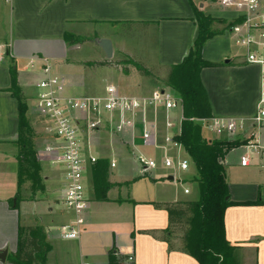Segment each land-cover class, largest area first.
Returning a JSON list of instances; mask_svg holds the SVG:
<instances>
[{
	"label": "crops",
	"instance_id": "crops-1",
	"mask_svg": "<svg viewBox=\"0 0 264 264\" xmlns=\"http://www.w3.org/2000/svg\"><path fill=\"white\" fill-rule=\"evenodd\" d=\"M219 1L9 0L6 22L5 4L0 0V255L7 252L5 261L0 260V264H13L11 258L18 250L20 228L31 227L44 229L48 246L46 264H199L183 252V243L167 231L169 217L164 205L198 200L188 198L191 185H196L199 193L195 182L199 176L194 165L193 171L186 173L176 165L166 168L163 163L165 158L191 161L183 146L156 149L162 154L161 158L154 159L158 160L157 168L142 173L137 161L139 155L135 160L116 158L114 140L123 135H114L108 130L90 135L85 150L96 157L97 162L87 172L86 188L90 201L86 224L79 239L63 240L59 229L74 219L61 206L64 172L40 156L47 138L42 122L32 115L31 108L36 96L34 83L40 77L39 60L43 58L51 62L54 74L67 82L65 96L102 95L105 92L106 87L98 93H87L90 91L88 85L76 81L78 69L69 62L68 53L75 51L78 45L71 46L66 40L67 35L85 38L87 41L82 45H88L89 29L93 32L100 29L101 40L109 39L113 43V37L104 33L105 29L110 28L113 32L121 26L146 28V32L139 34L153 37L149 54L130 50L125 34L120 33L116 36H124L120 43L123 52L146 63L145 68L151 74L164 71L169 75L172 67L183 64L197 40V12L218 20L217 23L224 28L235 21L233 10L222 8ZM229 30L208 40L203 47L202 59L217 67L201 70L200 81L211 106L212 118L248 119L256 111L261 69L243 63L242 52L236 50L234 36ZM4 33L9 36L4 37ZM58 46L67 53L58 55L53 51L54 48L58 50ZM144 48L146 50V46ZM226 60L230 63L225 64ZM167 89L172 91L171 88L163 90ZM119 90L140 98L150 96L157 88L131 94ZM15 91L24 98L23 115L21 102L12 94ZM180 114L183 116V110L173 111L169 116L176 123ZM21 118L34 132L41 190L32 177L31 165L22 169L27 172V177H21ZM181 124L176 123V130H168L165 114H159V143L168 134H178ZM202 130L207 141H215L214 135ZM137 137L133 138L131 149L136 154H146L145 157L152 154L142 138ZM104 161L108 164L110 188L106 193L107 201H100L95 191L93 171ZM226 162L229 199L234 204L225 214L226 239L235 247L239 264H264V171L254 166L243 168L239 159L228 158ZM112 163L115 167L111 166ZM186 189L190 190L189 195H185ZM17 198L19 205L16 207ZM129 258H133V262L129 263Z\"/></svg>",
	"mask_w": 264,
	"mask_h": 264
},
{
	"label": "built area",
	"instance_id": "built-area-1",
	"mask_svg": "<svg viewBox=\"0 0 264 264\" xmlns=\"http://www.w3.org/2000/svg\"><path fill=\"white\" fill-rule=\"evenodd\" d=\"M218 4L233 10L234 20H240L229 32L234 36L236 46L244 50L241 56L243 63L261 69L260 95L255 114L248 119L210 118L193 121L214 135L215 141L228 139L242 142V146L231 151L244 150L239 156V165L243 168L254 166L264 171V0H220ZM39 61L40 77L34 83L36 96L31 113L42 122L43 133L47 138L40 156L64 172L65 188L61 206L74 219L62 226L59 232L63 240H77L86 224L90 201L86 188L87 172L97 162V158L85 150L90 135L103 130L122 135L142 126L145 145L159 150L167 146L181 148L182 145L175 141L181 130L176 135H166L163 142L159 143L158 116L160 113L165 114L166 128L176 130L177 125L169 114L182 111L183 103L170 89L156 91L151 97L137 98L126 96L115 85H108L102 95L67 97L65 79L54 74L48 59ZM150 110L157 118L154 123L147 121ZM141 115L143 120L139 125L138 116ZM183 120L181 116L180 123ZM137 161L142 173L158 166L156 160L142 155ZM163 163L169 169L176 165L182 172L189 171L191 167V161L185 159L173 161L165 158ZM111 166L115 167V164ZM184 193L189 195L190 190L186 189ZM128 262H133V258H129Z\"/></svg>",
	"mask_w": 264,
	"mask_h": 264
},
{
	"label": "trees",
	"instance_id": "trees-1",
	"mask_svg": "<svg viewBox=\"0 0 264 264\" xmlns=\"http://www.w3.org/2000/svg\"><path fill=\"white\" fill-rule=\"evenodd\" d=\"M217 22L219 21L197 12L196 23L199 30L197 40L183 64L172 67L167 83L171 87H177L183 96L184 120L181 124V133L175 137V141L184 147L199 176L195 180L199 187L197 201L164 205L169 217L167 231L174 237L176 227L181 224L186 225L183 252L193 257L199 264H233L236 251L226 239L225 214L227 209L234 205L229 199L226 181V156L234 148H239L243 144L240 141L228 139L209 142L203 136L201 124L193 121L212 118L211 106L200 81V72L204 68L217 67V65L202 59L203 47L208 40L231 29L240 23V20L228 24L222 31H214L212 25ZM66 40L71 46L82 45L87 41L85 38L72 35H67ZM131 64L141 75L150 76L151 73L145 66L134 61H131ZM89 65L104 67L105 63L95 62ZM125 73H128V70ZM179 73L181 76L177 78ZM12 94L21 102L23 115L25 108L22 104L23 96L16 91ZM33 137L34 132L30 125L21 118L19 135L21 171L28 165L35 166L31 171L32 177L38 183V189L41 190ZM107 177L108 164L105 161L100 162L93 171L95 191L100 201H107L106 193L110 188ZM18 205L17 198L16 207ZM153 205L160 207L157 204ZM47 253L48 246L43 228H20L18 250L11 258L13 264H46Z\"/></svg>",
	"mask_w": 264,
	"mask_h": 264
},
{
	"label": "rangeland",
	"instance_id": "rangeland-1",
	"mask_svg": "<svg viewBox=\"0 0 264 264\" xmlns=\"http://www.w3.org/2000/svg\"><path fill=\"white\" fill-rule=\"evenodd\" d=\"M4 4H5V15H6V22H7V14L9 12V0L7 3V0H3ZM4 20V17H3ZM212 30L214 31H222L224 28V25L222 24H218V23H213L212 25ZM4 29V26H3ZM84 32H87V30H85L83 28ZM106 31H104V33H106L107 35H111L114 39L115 42L112 43L113 45V57L111 59H108L106 57V54L104 53V51L102 50V48L99 46V42L101 41V35L100 34V29H95L96 32H93L91 29H89V33H90V43L87 45H78L75 46L76 49L75 51H69L68 56H70V61L71 63H74L77 66V73L76 74V81L83 83L85 82L88 85V89L90 90L87 93H98L101 92L104 87H107L108 85H119V88L123 89V92L129 93L130 92H139L143 89H145L146 91H149L152 89V87L157 88V90L153 91L152 94L148 97H151L153 95L154 92L156 91H162L165 88H171L172 91L176 94V96H178L181 100H182V94L181 92L177 89V87L175 86H169L168 80H169V75L166 74V72L164 71H154L152 74H150V76L148 77H143L141 76L140 72L134 67V65L131 64V61L137 62L138 64H141L142 66L147 65L146 63H144L142 60H139V58L133 57V56H129L124 54L123 49L121 47V38L124 36L121 34L119 36H116L117 34L123 33L125 34V39L127 40V44H128V48L130 50H135L137 54H145L148 55L149 54V50L151 49V40H153V37H148V36H142L139 33H143L146 28H141V27H135L132 29H127L124 27H120V28H116L112 31H110L111 29H105ZM146 32V31H145ZM1 33V32H0ZM88 33V34H89ZM225 32H222L221 34H224ZM146 34V33H145ZM220 35V34H219ZM5 36H9V34L3 35ZM142 38L141 40L136 38ZM6 37V38H7ZM146 37V38H144ZM148 37V38H147ZM8 39V38H7ZM109 40V39H108ZM111 41V40H110ZM112 42V41H111ZM153 44V43H152ZM144 46H146V50L144 48ZM236 50L240 53V57L242 56V54L244 53V50L239 48V47H235ZM58 50H56V48L53 49V51H57L58 55H60L61 53H67V51H65L64 49L61 50V48L58 46L57 47ZM95 62H103L105 63L104 67H99V66H91L89 65L90 63H95ZM123 63V64H122ZM122 64V65H120ZM128 70V73H125V71ZM181 73H179V75L177 76V78H179L181 75ZM184 82V81H183ZM116 83V84H115ZM183 84V83H182ZM118 85H116L118 87ZM128 96V95H126ZM132 97V96H130ZM147 121L149 123H154L157 118L156 115L154 114V112H152L150 110V112H148L147 114ZM161 115V113H160ZM160 118V117H159ZM180 118H181V114L180 117H176V123L177 125L180 123ZM138 123L139 125L142 124V115L138 116ZM161 126L158 125V128H160ZM142 126H139V130H133L130 132H126L125 134H122L123 136H119L115 138V144L117 147V153L116 154V158H122V157H126V158H133L135 160V158L141 154H136L133 151V148L131 149V146L133 145V138L137 137L142 138ZM137 133V134H136ZM143 141V140H142ZM140 143V141H138V144ZM145 146V145H144ZM149 147V150L151 151L152 154H147V157L149 158H153V159H158L162 157V154L159 153V151H156V149L152 148L149 144L146 145ZM106 150V147L102 148L103 151ZM244 150H239L235 153H229L226 156V160H238L239 156L241 155V153H243ZM159 153V154H158ZM138 156V157H139ZM146 156V154L144 155ZM189 157V156H188ZM190 158V157H189ZM158 161V160H157ZM36 162V159H35ZM230 162V161H228ZM139 164V163H138ZM32 171L34 170L33 168H35V166L32 165ZM228 167H226V170ZM193 171V163L191 160V167L189 169V171H187L186 173H191ZM28 175H31L30 173ZM146 175V174H145ZM21 177H27V172H25V170L21 171ZM22 180V178H21ZM90 184H88L89 187ZM184 187V186H182ZM191 189V195L188 197L190 200H194V199H199V193L197 190V186H190L189 187ZM20 198V196H19ZM187 202H191V201H186V202H182V203H187ZM187 229L185 224H181L180 226L176 227V231H174V235L175 238H178L182 243H183V236L185 233V230ZM252 261V260H251ZM240 263V259L238 258V254L235 251L234 254V259H233V264H239ZM254 263V262H253Z\"/></svg>",
	"mask_w": 264,
	"mask_h": 264
},
{
	"label": "water",
	"instance_id": "water-1",
	"mask_svg": "<svg viewBox=\"0 0 264 264\" xmlns=\"http://www.w3.org/2000/svg\"><path fill=\"white\" fill-rule=\"evenodd\" d=\"M99 46L102 48L104 53L106 54V57L108 59H111L113 57V45L112 42L108 39H103L99 42ZM230 60H226L225 64H229ZM170 181L173 180V178H169ZM7 252H4L3 254L0 255V260L5 261V256Z\"/></svg>",
	"mask_w": 264,
	"mask_h": 264
}]
</instances>
